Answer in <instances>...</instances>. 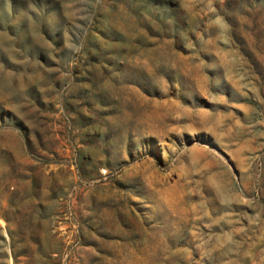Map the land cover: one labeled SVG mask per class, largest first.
<instances>
[{"label": "rangeland", "instance_id": "rangeland-1", "mask_svg": "<svg viewBox=\"0 0 264 264\" xmlns=\"http://www.w3.org/2000/svg\"><path fill=\"white\" fill-rule=\"evenodd\" d=\"M3 205L13 264H264V0H0Z\"/></svg>", "mask_w": 264, "mask_h": 264}, {"label": "crops", "instance_id": "crops-1", "mask_svg": "<svg viewBox=\"0 0 264 264\" xmlns=\"http://www.w3.org/2000/svg\"><path fill=\"white\" fill-rule=\"evenodd\" d=\"M15 224L12 222L11 217L9 216L8 207H0V239L2 240L3 247L6 251L7 263H14V250L11 245L13 237L15 238Z\"/></svg>", "mask_w": 264, "mask_h": 264}]
</instances>
